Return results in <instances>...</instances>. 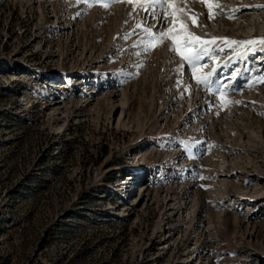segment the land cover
I'll list each match as a JSON object with an SVG mask.
<instances>
[{
  "label": "rangeland",
  "instance_id": "374dc122",
  "mask_svg": "<svg viewBox=\"0 0 264 264\" xmlns=\"http://www.w3.org/2000/svg\"><path fill=\"white\" fill-rule=\"evenodd\" d=\"M105 2L0 0V264H264V0H170L207 84Z\"/></svg>",
  "mask_w": 264,
  "mask_h": 264
},
{
  "label": "snow or ice",
  "instance_id": "6c2138e0",
  "mask_svg": "<svg viewBox=\"0 0 264 264\" xmlns=\"http://www.w3.org/2000/svg\"><path fill=\"white\" fill-rule=\"evenodd\" d=\"M84 3L89 8L93 6V4H99L104 8H109L110 3L105 2V0H78V3ZM121 2L133 4L134 7H139L143 11L152 10L151 14L153 19L156 18L155 9L157 7L161 9H165V14L161 16V20L167 24L171 23L172 27L168 28L165 31L154 33L151 28L145 26L144 23H140L137 25L139 28H143L147 35L151 36L156 43H150L149 48L155 47L158 44H163L165 40L171 41L170 50L174 53H177L181 56V58L192 67V72L194 77L196 78L198 83L207 84L209 83L210 77L214 74L213 72H201L199 62L201 61L203 55L208 54L207 45L210 43H215L217 38H213L211 41L204 40L199 36H196L193 33L187 23L180 22L177 23L176 15L177 12L182 13L183 15H187V12H184L183 8L176 9L174 5L170 2V0H121ZM185 6H187V0H185ZM210 8L212 5H208ZM219 7L220 5L217 3L215 5ZM257 7H264V5H257ZM169 8H173L174 10L171 12L166 11ZM238 9H233V12ZM190 12L191 9H188ZM224 14V13H221ZM199 14H196L198 16ZM169 17H173L171 21H169ZM209 18H213L212 14H210ZM230 19L234 18V15L229 16ZM192 19V24L197 25V21L195 17ZM226 39V38H223ZM229 45L232 44H240L244 46L246 49L251 48L252 51L261 50L264 51V38L253 39L249 41H227ZM258 46V47H257ZM197 73H200L199 75ZM257 83H264V76L257 78ZM251 87V85H249ZM242 103V101H225V103ZM264 115V113H261Z\"/></svg>",
  "mask_w": 264,
  "mask_h": 264
},
{
  "label": "bare ground",
  "instance_id": "6f19581e",
  "mask_svg": "<svg viewBox=\"0 0 264 264\" xmlns=\"http://www.w3.org/2000/svg\"><path fill=\"white\" fill-rule=\"evenodd\" d=\"M261 58H262V57H260L259 59H261ZM259 59H258V60H259ZM68 79L70 80V78H68ZM130 180H132V178H131Z\"/></svg>",
  "mask_w": 264,
  "mask_h": 264
}]
</instances>
